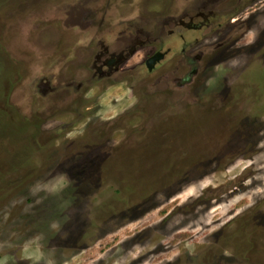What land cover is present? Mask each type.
Here are the masks:
<instances>
[{
	"label": "rangeland",
	"instance_id": "rangeland-1",
	"mask_svg": "<svg viewBox=\"0 0 264 264\" xmlns=\"http://www.w3.org/2000/svg\"><path fill=\"white\" fill-rule=\"evenodd\" d=\"M0 264H264V0H0Z\"/></svg>",
	"mask_w": 264,
	"mask_h": 264
},
{
	"label": "flooded vegetation",
	"instance_id": "flooded-vegetation-1",
	"mask_svg": "<svg viewBox=\"0 0 264 264\" xmlns=\"http://www.w3.org/2000/svg\"><path fill=\"white\" fill-rule=\"evenodd\" d=\"M221 47H223V46H220L219 48H221ZM219 48H217V49L215 50V52H219V51H220V50H218ZM208 109H209V110H205V111H203V112H204V113H206V112L209 113V111H212L214 108H211V107L208 106Z\"/></svg>",
	"mask_w": 264,
	"mask_h": 264
}]
</instances>
